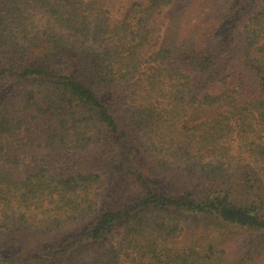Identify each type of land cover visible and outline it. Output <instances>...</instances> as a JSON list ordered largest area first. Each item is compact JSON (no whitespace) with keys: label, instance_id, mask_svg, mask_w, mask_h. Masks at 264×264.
Listing matches in <instances>:
<instances>
[{"label":"trees","instance_id":"16d2710c","mask_svg":"<svg viewBox=\"0 0 264 264\" xmlns=\"http://www.w3.org/2000/svg\"><path fill=\"white\" fill-rule=\"evenodd\" d=\"M0 264H264V0H0Z\"/></svg>","mask_w":264,"mask_h":264},{"label":"rangeland","instance_id":"374dc122","mask_svg":"<svg viewBox=\"0 0 264 264\" xmlns=\"http://www.w3.org/2000/svg\"><path fill=\"white\" fill-rule=\"evenodd\" d=\"M167 14V12H163V15H162V17H161V20H162V22H163V27H162V31L164 30V29H166V27H167V29L169 28V25H168V23H169V20H168V14ZM168 25V26H167Z\"/></svg>","mask_w":264,"mask_h":264}]
</instances>
